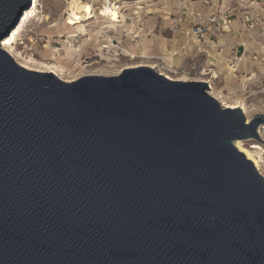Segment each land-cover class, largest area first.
<instances>
[{
    "label": "water",
    "instance_id": "1",
    "mask_svg": "<svg viewBox=\"0 0 264 264\" xmlns=\"http://www.w3.org/2000/svg\"><path fill=\"white\" fill-rule=\"evenodd\" d=\"M30 0H0V264H264V143L209 85L157 69L69 83L2 48Z\"/></svg>",
    "mask_w": 264,
    "mask_h": 264
},
{
    "label": "rangeland",
    "instance_id": "2",
    "mask_svg": "<svg viewBox=\"0 0 264 264\" xmlns=\"http://www.w3.org/2000/svg\"><path fill=\"white\" fill-rule=\"evenodd\" d=\"M35 1L37 4L36 7L32 9L31 3L29 8L22 11V17L24 12L28 11V13L27 15H24V18L19 17L16 24L8 33V36L14 38L17 50L19 49L18 51L25 56L35 58L39 61H47L48 63L58 66V68L64 69V78L69 82L74 81L76 78L86 76L112 77L118 75L123 69L144 66L142 64H145V61L152 62L153 60L151 59L148 60L139 57L144 53L143 46L145 45L146 40L151 39L153 36L152 31L154 32L153 27L155 17L158 15L170 17V14L174 13L173 8H176V4H174L176 0ZM195 1H197L198 7L200 6L203 8V12L213 13L211 18L221 14V11L225 12L224 10H221L223 0ZM256 1L259 4L262 3V5L257 4L258 11H261L260 14L262 21H260L258 26L255 27L254 32L257 34L253 33L256 41H253L252 45L247 43L248 48L251 47V49L247 52L248 59L245 66L238 70L237 78L233 81L225 79L226 72H224L220 78L215 80L211 79L210 75L206 77L210 80L211 84V89H209V91L214 90L216 93H219L222 96L224 95V97L221 98L222 100H227L228 98L229 100H242L247 111V115L245 116L249 120L257 114H264V72H262V69L264 68V36L260 35L264 28V0H253L251 2L253 3ZM106 5L109 7V10L111 9L110 11L112 13L121 11V15L124 16V19L126 20L123 27L117 29L118 31L116 34L118 40L114 44L115 48L113 46H102L100 50L99 47H95L94 45L96 41H94L93 44H90L91 41L87 40L90 36H84L83 38V35L81 34L83 31H79L77 33L79 34V39L71 44L72 49H74V54L69 55L65 49V45L66 47H69L70 44L64 43V41L68 38L67 33L70 32V29L63 26L64 20L69 17V7H75L78 9L80 12L78 20L82 22V25L86 26V30L90 28V31L101 25V23L96 19L86 20L83 18L82 16L85 14L84 11H91L93 8L101 9ZM215 12L219 14H215ZM60 23L62 26L59 25ZM233 27L241 33H244L246 36L247 31L243 19H241L239 24L236 23L233 25ZM220 29L222 30V28ZM88 32L86 31V33ZM224 33L222 32V34ZM59 34L66 35L60 37L58 36ZM161 36L167 40H165L159 49L162 53L159 54V56L158 54L154 55L159 58L153 57L150 52H147V55L159 59L157 63L161 62V64L159 63L160 65L158 69L170 75L173 80H177L181 77L177 67L178 57L181 55V50L176 41L172 43L169 41L171 35L164 34ZM99 40H103V38H100ZM247 41H249L248 37L244 42ZM46 45L48 46V49L45 48ZM46 50L53 51H51V57H45L47 56L45 54ZM125 50H129V52L135 54L137 58L134 59L130 55H127ZM175 52H178L179 54L171 59H169L168 56L165 57V55L174 54ZM173 65H176L175 72L173 71L174 68L172 69ZM164 66H171L170 70L172 72L165 70L163 68ZM247 76L252 77V79L246 81ZM236 87H242V90L238 91L234 89ZM250 143L257 142L247 141V144ZM262 172V175L264 176V165L262 167Z\"/></svg>",
    "mask_w": 264,
    "mask_h": 264
},
{
    "label": "crops",
    "instance_id": "3",
    "mask_svg": "<svg viewBox=\"0 0 264 264\" xmlns=\"http://www.w3.org/2000/svg\"><path fill=\"white\" fill-rule=\"evenodd\" d=\"M251 1L253 0H223L221 10L225 12L221 11V14L215 12V14L219 15L214 16V18H216L218 22L220 16L222 20L227 21L224 25H219L222 30L220 29V32L216 33L211 25V15L213 13L203 12V8L200 6L198 7L197 1L195 0H176L174 2L176 8H173L174 13L170 14V17L162 15L155 17L156 23L154 20L153 36L151 39L146 40L143 51L144 53H152L153 57L157 54L159 56V54L162 53L159 49L165 40H167L161 35L169 34L171 35L169 41L171 43L176 41L181 50L177 65L181 77L179 79L176 78L177 80L185 81L188 79L187 81L206 82L208 79L206 78L207 76L210 75V78L215 80L226 72L225 79L233 81L237 78L238 70L245 66L248 59L247 52L251 49V47L248 48L247 43L244 42L249 34L246 33V37L244 33L235 29L233 25L240 23L242 15L250 4L262 5V3L259 4L257 1L253 3ZM228 20H230L231 23H229ZM199 25L204 26L205 34L202 37H193L192 31L194 27ZM222 32L225 33L222 34ZM254 34L257 33L254 32ZM252 44V42H249V45ZM178 54V52H175L174 54L165 55V57L168 56L169 59H171ZM244 54H246L247 58L240 62L236 70L229 71L227 64L234 59V57L241 58ZM158 56L156 57L159 58ZM155 58L151 59L153 61L148 64H158L159 66L161 62L157 63L159 59ZM163 68L167 71H171V66H164ZM172 69L175 72L176 65H173ZM262 72H264V68ZM251 79L252 77L247 76L246 81ZM234 89L240 91L242 87H236ZM212 93L217 99L224 97V95L222 96L214 90H212ZM226 101L239 103L245 107L242 100H229L228 98Z\"/></svg>",
    "mask_w": 264,
    "mask_h": 264
},
{
    "label": "bare ground",
    "instance_id": "4",
    "mask_svg": "<svg viewBox=\"0 0 264 264\" xmlns=\"http://www.w3.org/2000/svg\"><path fill=\"white\" fill-rule=\"evenodd\" d=\"M31 3H32V9H34L37 5L36 1L30 0V4ZM29 5L27 8H29ZM27 8H25V9H27ZM110 10H109V7L106 5L105 7L101 8V9L100 8H98V9L93 8V10H91V11H89V10L84 11L85 14L82 16L83 18H85L86 20L96 19L98 22L101 23V25H99L96 28H93L92 30H90L91 31L90 32L89 31L90 28L86 30L85 29L86 26L82 25V22L78 20L80 17V12L78 11V9L75 7H69V10H68L69 17L64 20V24H63V26L70 29V32L67 33L68 38L64 41V43L70 44L69 47H66V45H65V49L67 50L69 55L74 54V51H73L74 49H72L71 44L75 40L79 39V36H78L79 34H77L79 31H83L81 33L83 35V38H84V36H88V35L90 36V38L87 39V40L91 41L90 44H93V42L96 41L97 44L94 43V45H95V47H99L100 50H101L102 46H106V47L113 46L115 48L114 44L118 40L117 34H116L118 31L117 29H119L120 27H123L126 20L124 19V16L121 15V11H116V12L112 13ZM27 13H28V11L24 12L23 17H22V12H21L20 17L24 18V15H27ZM59 25L62 26L61 23ZM10 27L7 30V36L1 42V46L5 50V52H7V55H10L19 65H21L22 67H24L25 69H27L29 71H35V72H39V73H50V74L57 76L60 79H63L65 82L69 83V81L65 80V78H64V76H65V70L64 69L58 68V66L51 64V63H48L47 61H39L35 58L25 56L23 53L19 52L18 51L19 49L17 50V47L15 45L14 38H12L11 36H8L9 35L8 33L12 29ZM86 31L87 32L89 31L90 33L89 32L86 33ZM192 33H194V29H193ZM63 35H66V34H59L58 36L61 37ZM193 37L198 38V36H196V35H193ZM100 38H103V40H99ZM45 48L48 49V46L46 45ZM51 51L46 50L45 54L47 56H45V57H51L52 56ZM125 52L127 53V55H130L132 58H134V59L137 58V56L133 53H130L129 50H125ZM49 53H50V55H49ZM60 57H58V58H60ZM139 58L148 59V60L152 59L151 57H149L147 55V53L141 54ZM246 58H247L246 54H244L241 58L234 57V59H232L227 64L228 70L229 71L236 70L239 67L240 62ZM148 63H150V61H145V64H142V65H144L145 67L157 69L158 72L161 73L162 75H164L166 78H168L172 81H175L172 79V77L170 75H168V74L164 73L162 70L158 69L159 66L157 64L151 65ZM187 80H185V81H187ZM177 81H180V80H177ZM209 94L212 97H214L215 99H217L214 96V94L212 93V91H209ZM217 100L221 103V105L225 109H231V110L240 109L244 113V115H247L246 108L244 106H242V104L232 103V102L222 100V99L221 100L217 99ZM247 121H249V119H247ZM260 145L257 143L247 144V141H241V140H238L235 142V146L238 149V151L243 153L245 155V158L247 160H250L253 163L254 167L258 170V172L262 175V173H263L262 167L264 165V150H263L264 147L262 148V145L261 146Z\"/></svg>",
    "mask_w": 264,
    "mask_h": 264
},
{
    "label": "built area",
    "instance_id": "5",
    "mask_svg": "<svg viewBox=\"0 0 264 264\" xmlns=\"http://www.w3.org/2000/svg\"><path fill=\"white\" fill-rule=\"evenodd\" d=\"M260 12L261 11H258L257 4H255V5L250 4L248 9L242 15V19H243V23L245 25V29H246L247 33L249 34L248 35L249 41H247L246 43L256 41V39L254 38L255 35L253 33L255 31V27L258 26L260 21H262V17H261ZM218 20L219 21L217 22L216 18H214V17L211 18V25L213 27V30L216 33L220 32V26L219 25L220 24L224 25V23L226 22V21L222 20L220 18V16H219ZM228 22L231 23L230 20H228ZM262 30L263 31L261 32L260 35L264 36V28ZM204 34H205V28L203 25H199V26L194 27L193 35H196L198 37L199 36L202 37V36H204ZM260 35H259V37H260ZM243 44H244V42H243ZM206 82L208 83L209 88H210L211 87L210 80L207 79ZM257 132H258L260 140L264 142V125L259 126ZM252 142H256V141H252ZM257 143H259V142H257ZM259 144H261L262 147H264V143L261 142Z\"/></svg>",
    "mask_w": 264,
    "mask_h": 264
}]
</instances>
